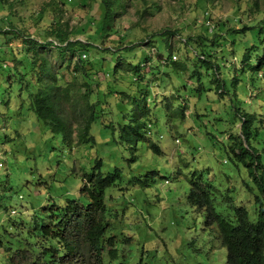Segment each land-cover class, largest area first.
Returning <instances> with one entry per match:
<instances>
[{
  "label": "rangeland",
  "instance_id": "obj_1",
  "mask_svg": "<svg viewBox=\"0 0 264 264\" xmlns=\"http://www.w3.org/2000/svg\"><path fill=\"white\" fill-rule=\"evenodd\" d=\"M100 2L0 0V164H4L0 166V264H9L19 250H30L35 259L38 254L33 250L41 252L43 245L49 246L40 230L50 223L52 206L62 207L69 199L87 203L81 194L84 176L98 159L104 162V175L116 168L121 171V180L107 190L104 213L111 227L105 241L114 237L119 251L115 264H226V248L205 225L204 212L193 207L188 197L192 182L200 179L220 191V212L232 211L231 198L255 218L248 168L234 158V151L246 145H235L231 137L242 140L240 115H253L249 144L264 162V67L256 69L264 62V29H259L264 24V0H133L102 45L113 48L114 55L101 51L95 56L97 61L101 58L97 83L102 85L93 87V96L99 95L106 114L93 126L96 142L80 145L78 115L72 133L63 135L54 133L32 109L33 100L21 79L33 55L25 40L51 41L47 30L55 18L70 25L73 40L88 41L101 19ZM144 8L148 15L141 14ZM207 12L216 26L214 33H223L211 59L220 71L209 76L198 68L201 50L214 39L203 24ZM245 27L256 29L232 34ZM166 31L172 33L168 47L163 43ZM132 44L139 47L123 49ZM253 46L246 66L244 55ZM171 57L185 64V72L174 69ZM120 59L133 65L146 62L152 124L148 139L161 148L160 154L143 140L121 142L117 123L122 108L116 107L117 96L109 97L107 86L138 97L139 93L131 89L134 75L115 76ZM197 69L203 75L202 91L191 77ZM108 72L112 76L105 80L103 74ZM77 77L80 84V73ZM72 78L70 71L66 79ZM212 78L220 80L224 95L210 83ZM75 88L79 98L85 90L80 85ZM169 102L173 107L167 110ZM180 104L188 107L184 120L174 116ZM112 122L116 131L105 128ZM105 258L109 261L107 252Z\"/></svg>",
  "mask_w": 264,
  "mask_h": 264
},
{
  "label": "trees",
  "instance_id": "obj_2",
  "mask_svg": "<svg viewBox=\"0 0 264 264\" xmlns=\"http://www.w3.org/2000/svg\"><path fill=\"white\" fill-rule=\"evenodd\" d=\"M132 1L101 0L100 9L102 14L100 22L86 42L73 40L75 32L71 30L70 25L64 22L63 19L57 20L55 18L52 19L47 30L48 36L53 37L51 41H48L50 39L48 38L42 44L26 38V43L31 45L33 49V55L31 64L22 73L21 79L33 100L32 109L38 119L47 123L54 133L71 134L74 125L78 123L74 120L78 115L81 119L78 142L80 145L96 142L94 135H92L93 126L99 118L106 114V109L102 106L99 95L93 96L95 93L93 87L102 85L97 83V76L100 73L97 67L101 58L97 61L98 58L95 56L101 51H104V54L114 55L115 50L113 48H103L102 45L114 33L117 21L126 13ZM82 6L85 7L86 4ZM147 13L149 11L145 8L141 12L143 16L148 15ZM208 19L213 21L211 15ZM203 24L205 25V23ZM206 28L207 33H210L209 27L206 26ZM254 29L256 28L245 27L243 32L237 33L236 30H233L234 33L232 34L246 33ZM259 29L263 30L264 24ZM222 34L221 31L218 34L214 33L211 44H207L206 48L201 50L200 57H198L200 63H202L198 68H204L207 76L210 75L211 71L214 75L219 74L218 64L215 65L211 59L215 58L212 52L214 48L220 46L221 40L218 38ZM169 35H172V33L168 31L163 33V43L166 47L170 45ZM186 44L188 45L187 41ZM130 47L137 48L139 46L132 44L131 46H124L123 49L131 51ZM254 49L253 46L244 55L246 66L249 65L251 51ZM29 52L31 51L29 50ZM83 54H87V57L83 58ZM171 60L173 61L172 57ZM145 63L133 65L129 61L123 63L120 59L114 72L115 76L117 74L121 76L134 75L133 87L130 88L139 93L138 95L141 98L128 92V90L120 91L109 86L107 88L110 94L109 97L112 95L118 98L116 107L122 108L120 114H118L119 120L117 123L121 131V142L132 144L143 140L149 143L156 153L160 154L161 148L148 139L152 124L151 110L146 99V93L150 86L145 84L146 82L148 84L147 75L143 71ZM20 64H23V61H20ZM104 67L109 68L106 65ZM173 67L178 73H183L187 69L185 64H180L177 61H173ZM263 67L264 62H260L256 69H262ZM70 71H72L73 78L67 81V74ZM79 73L83 79L80 84L77 77ZM103 75L105 80L112 76L109 72ZM191 77L199 81L198 91H202L203 75L201 70L194 71ZM210 83H213L215 89L224 95L219 79L215 78L213 80L212 78ZM77 85L85 90L79 98L76 97L79 90V88H75ZM102 93L108 94L105 93V90ZM143 98L144 103L141 100ZM131 105L134 106L132 110L129 109ZM68 107L71 112L68 111ZM166 107L167 110H170L173 104L169 102ZM187 109L188 107L180 104V108L174 114L175 118L184 120ZM240 117L243 119L242 136L240 138L242 140L233 136L231 138L235 140V145H246L239 152L234 151V158L243 162L248 168L252 183L251 185L248 184L247 188L255 197V218H252L246 206L236 205L231 198L228 200L232 211L228 212L227 215L220 212L217 209L220 191L213 184L204 183L200 179L192 182L188 198L193 207L200 212H204L205 225L213 229L221 244L226 248V264H264V162H262V155H257L252 151L249 144L250 139L253 137L252 124L254 116L242 114ZM106 127L111 128L113 131L117 130L114 122L105 125ZM248 158H250V162H247ZM103 165V160L98 159L93 171L84 176V186L81 194L86 196V204L69 199L62 207L52 206L51 221L49 224L42 226L40 230L42 237L51 242L49 246L43 245L41 252L33 250L38 254L35 259H32L30 250H19L10 258L9 264H26L30 259L34 260L31 264H115L119 258V251L116 248L114 237H108L105 241L111 227L106 222L104 213L107 209V190L121 180V171L116 168L114 172L111 171L104 175L101 171ZM2 246L0 241V247ZM106 252L109 261H106Z\"/></svg>",
  "mask_w": 264,
  "mask_h": 264
},
{
  "label": "built area",
  "instance_id": "obj_3",
  "mask_svg": "<svg viewBox=\"0 0 264 264\" xmlns=\"http://www.w3.org/2000/svg\"><path fill=\"white\" fill-rule=\"evenodd\" d=\"M209 18V12L206 13L205 17L203 18V23H205V25L207 27H209L210 33H213L215 30V24L212 20L208 19ZM87 54H83V58H86ZM0 158H2V154L0 153ZM0 166H4L3 163L0 164ZM14 213V212H13Z\"/></svg>",
  "mask_w": 264,
  "mask_h": 264
}]
</instances>
